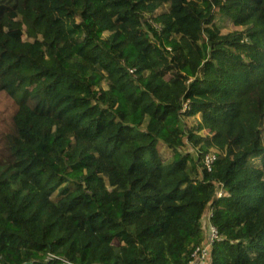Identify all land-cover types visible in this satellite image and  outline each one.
I'll list each match as a JSON object with an SVG mask.
<instances>
[{"label":"trees","instance_id":"obj_1","mask_svg":"<svg viewBox=\"0 0 264 264\" xmlns=\"http://www.w3.org/2000/svg\"><path fill=\"white\" fill-rule=\"evenodd\" d=\"M0 92V264H264V0H0Z\"/></svg>","mask_w":264,"mask_h":264},{"label":"rangeland","instance_id":"obj_2","mask_svg":"<svg viewBox=\"0 0 264 264\" xmlns=\"http://www.w3.org/2000/svg\"><path fill=\"white\" fill-rule=\"evenodd\" d=\"M215 26L221 32L230 31L236 28L228 17L221 16L219 14H216ZM12 108L13 107L11 101L8 98H6L2 92H0V134H2V136L4 135V132L11 130ZM192 124H194L192 117L183 118L182 127L185 130H188V128H190ZM263 135H264V131H263ZM204 223H206V219H204Z\"/></svg>","mask_w":264,"mask_h":264},{"label":"built area","instance_id":"obj_3","mask_svg":"<svg viewBox=\"0 0 264 264\" xmlns=\"http://www.w3.org/2000/svg\"><path fill=\"white\" fill-rule=\"evenodd\" d=\"M169 49V48H167ZM188 109L187 103H183L181 107V111L185 112V110ZM214 156L212 154H207L204 158V163L207 166V168H210V164L213 160ZM207 226H208V234L203 241L201 246H197L193 252H192V258L189 260L188 264H205L208 251L210 248V245L219 237V232L216 229L215 226H213L211 223L207 221Z\"/></svg>","mask_w":264,"mask_h":264},{"label":"crops","instance_id":"obj_4","mask_svg":"<svg viewBox=\"0 0 264 264\" xmlns=\"http://www.w3.org/2000/svg\"><path fill=\"white\" fill-rule=\"evenodd\" d=\"M184 102H182V104H183ZM185 103H187V101H185ZM221 193V192H220ZM210 217H211V211H210V209H208L207 211H205V213H204V215H203V221H204V219H206V223H204V231H203V233H204V238H206V236H207V234H208V226H207V221L209 222V224L211 223L210 222ZM213 225V224H212ZM205 240V239H204ZM206 264H208V262L206 263Z\"/></svg>","mask_w":264,"mask_h":264}]
</instances>
